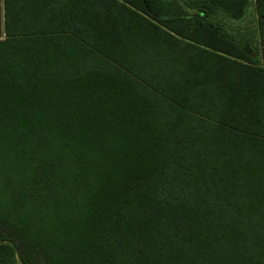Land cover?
<instances>
[{"label":"trees","instance_id":"16d2710c","mask_svg":"<svg viewBox=\"0 0 264 264\" xmlns=\"http://www.w3.org/2000/svg\"><path fill=\"white\" fill-rule=\"evenodd\" d=\"M0 264H264V0H0Z\"/></svg>","mask_w":264,"mask_h":264},{"label":"rangeland","instance_id":"374dc122","mask_svg":"<svg viewBox=\"0 0 264 264\" xmlns=\"http://www.w3.org/2000/svg\"><path fill=\"white\" fill-rule=\"evenodd\" d=\"M0 233H3V231L0 229Z\"/></svg>","mask_w":264,"mask_h":264}]
</instances>
